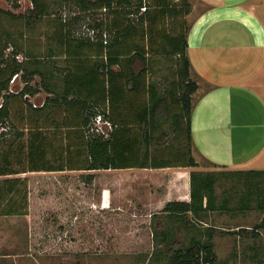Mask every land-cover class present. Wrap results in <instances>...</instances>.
Instances as JSON below:
<instances>
[{"label":"rangeland","instance_id":"1","mask_svg":"<svg viewBox=\"0 0 264 264\" xmlns=\"http://www.w3.org/2000/svg\"><path fill=\"white\" fill-rule=\"evenodd\" d=\"M15 1L0 0V6L3 9L18 13L27 10L33 5L32 0H17L18 4ZM63 1L43 0L45 6L49 3L51 5L48 6L47 13L36 21L32 28L25 24L24 18L13 16L7 12H0V56L4 54L12 56L13 50H19V54L16 56L18 60L23 59V62L30 66H40L48 70L51 66L50 56H48L50 55L48 52L49 48L58 45L59 41L56 37L48 36V34L54 33L56 29L60 28V22L56 19L57 16L58 18L62 17V20L69 19L72 26L71 30L76 34L82 35L98 32L97 30L100 27H94L89 22L94 23L96 19L103 17L111 19V9H96L87 11L88 14H84V12L75 11L77 9L75 7L68 8L70 4ZM64 3L68 7L64 6ZM180 3L181 0H173L172 2L176 7ZM190 3L192 6H190V13L181 10L177 13L166 14L164 19L166 21L170 19L166 25L170 27L179 23V29H183V25L187 27L190 20L206 7V4L201 0H190ZM131 8H133V5ZM144 8L145 6L143 5L139 10ZM149 9L148 12L151 14L153 9ZM75 13L79 16L76 22H72ZM128 17L131 18L129 13H119V20L123 19L126 21ZM159 17L163 18L162 15ZM157 23L155 29L159 30L161 29V21ZM173 30H176V26H174ZM106 31L111 32L112 30L107 27ZM151 52L149 58L152 62L151 66L155 67V69L149 73V76L146 73L145 78L149 81L157 80L156 82L154 81L155 84L160 88L161 92H164V86L169 84L174 78L173 70H178L179 54L161 51L155 53L152 50ZM59 58L61 60L63 57ZM121 58L119 65L113 64L117 69L122 68L124 65L125 55ZM55 59H58V57ZM61 64H63L62 61L53 64V67L58 70L55 71L58 74L57 79L54 78L58 83L63 82ZM157 67L159 71H156ZM191 67L192 64L190 66V76L196 79L198 76L196 77L195 72L193 75ZM171 76L172 79L169 80ZM33 77L34 79L30 83L35 85V81L39 82L40 75L35 74ZM122 77L124 78L125 76ZM25 84L26 80L21 73H16L10 81L9 91H12L16 96L9 101V119H5V123L0 124V157L3 154L5 145L11 144L12 151H15V153L11 151L10 156H16L17 158L21 156L22 163L28 162V146L26 142L29 139V133L23 134L25 131L40 130L37 132L38 134H46L47 148L45 158L55 164H60L62 162L65 163V157H72V163L68 164L73 167L66 165L67 167L62 170L27 172L29 176L33 177L32 184L28 187V195L31 192L30 216H28L29 214H7L4 216L0 212V253L4 250L15 252L14 255L4 258L5 264H59L61 263V255L59 254L61 250H63L64 254L67 252V255L63 256V259H65L64 264H163L162 260L164 257L158 252L159 247L162 246L158 242L159 236L155 237L149 230V222H147L149 213L136 208L131 210L130 208L134 207L135 204L131 201H126L124 193L122 195L118 194L120 184H123L127 178L126 176L130 175V168L79 167L87 163L86 149L80 150L83 148L81 140H84L85 137L81 138L78 135L79 133L69 128L70 126L67 123H72L80 118L72 116L71 119V116L68 115L70 119H67L63 117L64 110L57 107L52 108L50 110L51 113L44 116L30 111L33 108H30L31 105L29 103L32 102L31 104L34 105L43 103L47 92L41 87L40 91L34 94L31 91L25 94L17 93ZM169 87L171 86L169 85ZM143 93H147V91L135 92L126 86L123 98L117 102L118 106L116 105L120 111H116V113L127 118L130 122H136L137 119L134 117L133 110L140 104L141 100L146 99L147 95ZM2 101L3 97L0 96V103ZM109 106L111 107V105ZM77 110L78 107L75 105L71 113ZM87 110L88 114H90L89 109ZM164 115L165 111L163 109L156 113L158 118ZM89 118L90 121L85 127L87 134L97 132L100 126L107 129L108 124L106 122L98 121L97 123L95 117H91V115H89ZM161 122L153 130V134L155 136L163 130L165 135L167 134L166 138L160 144H157L156 138L153 137L149 147H154V150L159 151L160 149H165V145L171 144V147L168 146L169 149L165 151L167 153L176 148L175 145L179 143V138L176 137L177 131L173 127L174 124L171 118H164ZM19 135H23L21 136L22 139L26 137L23 140L25 142L24 146L21 145L22 143L18 144ZM40 138L41 136H38V139ZM197 158L198 164L201 162L205 163L202 156L198 155ZM17 162L15 161V164ZM92 173L93 177L89 176L90 179H87L86 175H92ZM142 173L141 171L139 174ZM230 177L222 178V183H218V191L216 189V192L220 200L223 196L222 194L231 192L233 200L230 204L235 207L236 202L248 186L245 184L244 176L232 175ZM119 180L121 183H118ZM105 196H110L112 199L109 206L101 208L100 205L104 202L106 203ZM48 208L57 212H49ZM250 209V212L244 213L242 219L238 218V212H232L234 214L228 219L229 221L224 217L218 216L219 212L213 213L217 218L215 223L218 225H212V229L209 230H207V225L199 220L200 216L187 212L188 215H182L181 218L184 223H189L188 227H182V232L179 234L174 232L173 234L176 239L189 242V238L194 234L196 237L204 239L209 235V232L212 233V247L216 253V260H214L213 264H223L225 259L229 262L230 258L237 259L235 264H241V262L242 264H252L253 261L259 258L263 261L264 232L260 233L261 230L259 231V228L257 229L255 226V213L260 212H252L254 207ZM31 217L37 218L36 228H38V231L34 236L36 237L37 235L38 237V256L30 254L29 248L26 246L30 236L28 225L31 222ZM202 217V219L207 218L206 214ZM238 220L243 221V225L236 224V226H240L239 229H233V225ZM223 222L224 224H222ZM226 222H231L233 225L230 223L225 224ZM190 224L193 227H189L191 226ZM225 226L227 229L223 228ZM229 227L232 229H229ZM173 229L176 230V228ZM255 229L260 234L254 233ZM247 235L255 238L256 242H258L256 244H259V246H255V248L248 247L246 242L250 241V239L246 237ZM0 259L2 260L3 257L0 256ZM238 260H241V262Z\"/></svg>","mask_w":264,"mask_h":264},{"label":"trees","instance_id":"2","mask_svg":"<svg viewBox=\"0 0 264 264\" xmlns=\"http://www.w3.org/2000/svg\"><path fill=\"white\" fill-rule=\"evenodd\" d=\"M64 1L70 4L68 7L64 3V6L68 8L75 7L77 8L75 11L84 12V14L87 11L96 9H111V19L109 20L106 17L95 18L94 23L89 22V24L94 25V27H100L97 30L98 32L82 35L76 34L71 30L72 26L69 19L62 20V17L58 18L57 16L56 19L60 22V28L56 29L54 33L52 32V35L48 34V36L56 37L59 40V46L56 45V47L51 46L49 48L48 52L50 55L48 56H50L51 66L48 70L40 66H30L23 62V59L18 60L16 56L19 54V50H13L12 56L10 54L1 55L0 96L3 97V101L0 104V124L5 123V119H9V98L12 95H16L9 91L10 81L14 74L21 73L26 80V84L17 93L25 94L30 91L34 93L41 87L52 92V96L46 97L41 104L34 105L31 104L32 102L29 103L36 113H40L48 102L57 103L59 106H63L61 104L64 103V107L71 119L72 116L80 118L72 123H67L70 126L69 128L77 131L81 138L85 137L84 140H81L83 148L80 150L86 149L87 163L79 167L106 168L132 165L156 167L197 164L192 152L191 116L193 93L198 87V82L190 76L191 60L187 53L189 26L183 32L170 35L167 39L169 47L166 52L179 54L178 68L182 89L175 92L173 96L175 105H173L174 103L170 102L165 95L159 93L154 81H149L145 78L146 69L151 67L152 63L149 56L145 54V45H143V48L140 45L133 51L124 50L120 52L118 48V44L123 43L126 34L132 31L136 21L143 23L145 18L150 20L154 19V17L156 18V15L153 14L157 12L155 9L150 14L148 12L150 6L144 0ZM15 3L18 4L17 0ZM32 3L33 5L30 8L22 12L14 13L3 9L1 6L0 12L3 11L16 17H22L25 19V24L32 28L35 22L47 13L48 6L51 5L49 3L45 6L43 0H32ZM165 3H167L165 0H161L157 4L159 6L158 11L163 14L166 12L167 7L164 6ZM170 3L172 4V2ZM132 5L133 8H131ZM143 5L145 8L139 10ZM172 5L168 6V13H177L181 10L188 12L191 3L189 0H181L179 7ZM119 13H129L134 21L129 17L126 21L123 19L119 20ZM78 16L75 13L72 22H76ZM107 27L112 31L107 32ZM13 42L17 44L15 41ZM53 50L56 51L55 54L57 56L51 57ZM58 51L61 52L58 53ZM124 55L125 62L123 67L115 68L113 64L119 65L121 57ZM57 57L58 59H55ZM59 57L63 58L60 60ZM35 60L38 61L37 58ZM60 61L63 62L60 67L61 69L63 68L61 72L63 73V82L58 83L54 79H57L58 74L55 71L58 70L53 67V63H60ZM35 74L40 75V80L39 82L35 81L34 85L30 81L34 79L33 75ZM122 76L125 77L123 78ZM127 83H130L129 88L132 91H147L148 93L146 99L141 100L140 104L133 110L134 117L137 119L136 122H130L127 118L116 113V111H120L119 108L117 109V102L123 98ZM62 84L63 88H61ZM75 105H77L78 110L71 113ZM87 109H89L90 114H88ZM160 109L165 111V115L158 118L156 113ZM97 114L102 115L103 122L109 120L111 128L107 126L104 131L98 129L97 132L87 134L85 127L90 121L89 115L95 117ZM69 116H67L68 119H70ZM167 117L171 118L172 123L177 128L176 137L179 138V143L175 145L176 148L174 150L165 153L166 149H169L168 146L171 147V144L165 145V149H160L159 151L154 150V147H149V144L153 137L156 138L157 144L165 140V131L162 130L154 136L153 130ZM38 131H29L30 137L27 143L28 162L32 169H57L66 165L73 167L69 165L73 161L72 157H65V163L62 162L60 164H55L45 158L47 148L46 134H38ZM38 136H41V138L38 139ZM21 145L24 146L25 142ZM3 171L4 169L0 168V172ZM239 171L247 173L245 180L249 192L242 196L246 200V205L249 207L255 203L257 207L264 209V169L249 168ZM86 176L87 179H90L89 176L92 178L93 173ZM221 178L222 174L220 175L218 170H192L190 200L167 201L164 209L181 216L187 215L189 211L195 216H204L207 213V209L217 207L216 199L218 193L216 192V185L217 182L221 183ZM254 186L258 187L256 198L253 195ZM260 187H262L261 190ZM231 195L226 196L225 202L230 200ZM205 198L206 201L204 202ZM242 201L240 197L239 202L241 203ZM226 204L223 202L220 205L225 206ZM207 227L211 228V226ZM173 233L166 230L154 233L155 237L159 236L158 242L162 245L159 247L158 252L164 257L162 260L163 264H201L200 260H198V255L201 251L204 252L205 258H209L212 261L211 264L214 263L216 253L212 247V233L209 232V235L204 239L196 237L194 234L189 238V242L176 239Z\"/></svg>","mask_w":264,"mask_h":264},{"label":"crops","instance_id":"3","mask_svg":"<svg viewBox=\"0 0 264 264\" xmlns=\"http://www.w3.org/2000/svg\"><path fill=\"white\" fill-rule=\"evenodd\" d=\"M144 1L149 4V8L157 11L156 13L151 12H154L156 18L149 19V21L145 18L143 23L136 21L132 31L126 34L123 43L118 44L120 52L124 50L133 51L140 45L142 48L145 45L146 49L144 51L147 56L152 53L151 50L155 53L159 51L166 52L169 47L167 44L169 36L179 34L186 28L183 25V29H179V23L170 27L166 25L170 19L166 21L164 17L168 14V6L172 5L170 2H173V0H165L167 3L164 6L167 7L164 14L158 11L159 6L157 4L161 0ZM201 1L206 4V7L199 11L188 24L187 50L192 64V73L194 75L195 72L196 77L198 76L196 79L194 78L198 82V87L193 93L195 99L193 98L191 116L193 154L196 158L198 155L202 156L205 163L200 161L201 163L195 165L126 166L125 168H130V175L126 176L127 178L123 184L120 180L118 182L121 183L118 194L122 195L124 193L126 201L135 204L130 209L136 208L149 213L147 222H149V230L153 234L165 230L179 234L182 232V227H188L189 223H184L180 214L170 213L164 209V206L170 200H190L192 170H218L220 175L222 174V178L239 175L244 176L245 179L247 173L239 170L264 169V0ZM178 5L180 6V4ZM160 15L163 18L159 17ZM159 21H161V29L156 30L155 25ZM174 26H176V30H173ZM50 34L52 35V32ZM55 53L56 51L53 50L51 57L57 56ZM153 69L155 67L152 66L146 69L148 76L149 73L153 72ZM156 71H159V68ZM173 71V80L164 86V92H161L159 87L158 91L175 105L173 96L176 91L178 92L182 88L179 68ZM170 79H172V76ZM152 81L156 82L157 80L153 79ZM126 86L129 88L130 83H127ZM61 88H63V84ZM46 92L48 94H46V97L52 96L51 91L46 90ZM143 94L147 95L148 93ZM14 96L16 95H12L9 101ZM61 105L63 106L48 102L40 113H36L35 110L30 111L44 116L45 114L49 115L50 110L57 107L64 110L63 117L68 119V112L64 107V103ZM173 127L175 126L173 125ZM175 130L177 131V128ZM27 133L30 132L25 131L23 135ZM23 135H19L18 144L23 143V140L26 139V137L22 139L21 136ZM4 148L0 157V168L4 169L3 172H0V212L4 216L7 214H29L28 216H30L31 192L28 195V187L32 184L33 177L29 176L27 172L62 170L67 166L57 169H32L29 162H21V156H18L19 158L10 156L13 150L11 144H6ZM12 153H15V151H12ZM15 161L18 162L15 164ZM141 171L143 173L139 174ZM226 172L228 173L225 174ZM218 183L220 182H217V191ZM254 187L253 195L255 197L258 187ZM247 192H249V188L241 195L243 201L240 203L239 198L235 207L230 204L233 200V194L230 198L228 197L230 200L225 202L226 196L231 192L222 194L221 200L218 195L216 199L217 207L207 209V218L202 219L203 217H200L199 220L207 226H217L218 224L215 223L217 218L213 213L219 212L218 216L229 221L228 219L234 214L232 212H238V218L242 219L244 213L250 212V208L254 207L252 212H260L255 213V226L257 229L259 228V231L261 230L260 233H263L264 209H260L255 203H253V206L248 207L245 198L242 197ZM121 197L123 198V196ZM105 199L106 203L100 205L101 208L109 206L112 198L105 196ZM223 202L227 204L221 206L220 204ZM48 209L49 212H57L52 211L51 208ZM36 220V217H31V222L29 225L27 224L30 236L26 246L29 248L30 254L38 256V237L37 235L34 236L38 231ZM229 223L233 225L231 222L225 224ZM236 224L242 226L243 221L238 220L233 225V229H239L240 226H236ZM173 228H176V230ZM223 228H226V226ZM209 229L212 228L207 227V230ZM229 229L232 228L229 227ZM259 231L255 229L253 232L260 234ZM32 233L33 235H31ZM246 237L250 239L246 242L248 247L255 248V246H259V244H256L258 242L255 238L250 235ZM14 254L15 252L8 250L2 251L0 256L3 259H0V264H5L4 258ZM59 254L61 255V263L59 264H64L65 259H63V256H66L67 252L64 254L61 250ZM236 260L230 258L228 262L225 259L223 264H235ZM238 261L241 262V260ZM253 263L264 264V260L262 261L259 258Z\"/></svg>","mask_w":264,"mask_h":264},{"label":"built area","instance_id":"4","mask_svg":"<svg viewBox=\"0 0 264 264\" xmlns=\"http://www.w3.org/2000/svg\"><path fill=\"white\" fill-rule=\"evenodd\" d=\"M104 35H106V34H104ZM0 104H2V103H0ZM95 119L97 120V123H98V121H102V115L97 114L95 116ZM105 122L108 124L107 125L108 128H111V122L109 120H106ZM98 129H101L102 131H104V128L102 126L98 127ZM198 260H200L201 264H211L212 263V261L209 258H205V254L202 251L198 255Z\"/></svg>","mask_w":264,"mask_h":264}]
</instances>
